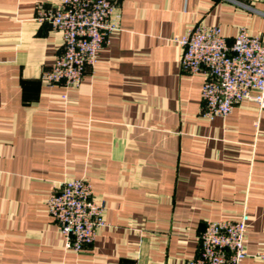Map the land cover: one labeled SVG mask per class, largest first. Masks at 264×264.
Wrapping results in <instances>:
<instances>
[{
    "label": "crops",
    "instance_id": "crops-1",
    "mask_svg": "<svg viewBox=\"0 0 264 264\" xmlns=\"http://www.w3.org/2000/svg\"><path fill=\"white\" fill-rule=\"evenodd\" d=\"M57 1L0 0V264H189L208 222L244 213L243 264H264V111L205 118L174 41L199 25L259 35L264 0H113L120 29L73 89L43 80L63 39L36 8ZM70 179L106 207L81 253L48 208Z\"/></svg>",
    "mask_w": 264,
    "mask_h": 264
},
{
    "label": "built area",
    "instance_id": "built-area-1",
    "mask_svg": "<svg viewBox=\"0 0 264 264\" xmlns=\"http://www.w3.org/2000/svg\"><path fill=\"white\" fill-rule=\"evenodd\" d=\"M36 20L50 24L63 39V49L43 80L48 86L73 89L119 31L121 14L113 0H58L50 6L39 4ZM174 41L183 50L182 69L204 78L205 118H227L245 101L264 111V32L251 35L242 29L229 43L220 27L199 25ZM48 208L68 247L77 253L92 246L107 226L106 207L95 199L87 179L62 182L50 195ZM249 220L244 213L236 221L208 222L198 238V256L189 264H243ZM257 257L264 262V250Z\"/></svg>",
    "mask_w": 264,
    "mask_h": 264
}]
</instances>
